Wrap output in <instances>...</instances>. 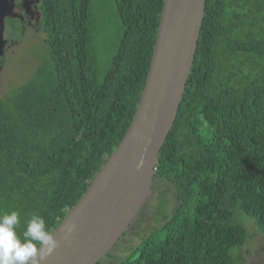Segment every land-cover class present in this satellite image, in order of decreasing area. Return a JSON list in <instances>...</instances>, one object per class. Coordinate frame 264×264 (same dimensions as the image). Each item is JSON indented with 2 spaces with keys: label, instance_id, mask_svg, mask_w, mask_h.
Returning a JSON list of instances; mask_svg holds the SVG:
<instances>
[{
  "label": "trees",
  "instance_id": "trees-1",
  "mask_svg": "<svg viewBox=\"0 0 264 264\" xmlns=\"http://www.w3.org/2000/svg\"><path fill=\"white\" fill-rule=\"evenodd\" d=\"M163 2L113 0L119 36L100 72L91 0H37L45 58L0 97V213L19 212V234L32 215L52 232L121 141ZM157 178L175 192L170 214L127 254L113 259L114 244L95 264H237L243 214L264 238V0L205 1L152 188Z\"/></svg>",
  "mask_w": 264,
  "mask_h": 264
},
{
  "label": "water",
  "instance_id": "water-1",
  "mask_svg": "<svg viewBox=\"0 0 264 264\" xmlns=\"http://www.w3.org/2000/svg\"><path fill=\"white\" fill-rule=\"evenodd\" d=\"M206 0H164L150 67L133 119L86 192L54 228L44 264H95L121 238L153 185L158 153L192 67ZM11 0H0V53ZM69 226L72 232L66 235Z\"/></svg>",
  "mask_w": 264,
  "mask_h": 264
},
{
  "label": "rangeland",
  "instance_id": "rangeland-1",
  "mask_svg": "<svg viewBox=\"0 0 264 264\" xmlns=\"http://www.w3.org/2000/svg\"><path fill=\"white\" fill-rule=\"evenodd\" d=\"M36 4L37 0H27L23 10H16L20 11L22 15L20 18H13L10 25L5 21L3 34L5 45L0 53V97L9 88L31 78L35 67L45 58L46 45ZM90 14L95 21L98 67L102 72L116 48L120 25L113 0H91ZM15 26H18V30L14 29ZM176 199L170 183L157 178L144 205L128 226L126 234L111 250L114 254L113 259L127 254L143 237L160 226L170 214ZM243 216L246 219L249 237L247 243L234 249H237L235 252L237 264H264V238L253 223V219L246 214Z\"/></svg>",
  "mask_w": 264,
  "mask_h": 264
},
{
  "label": "clouds",
  "instance_id": "clouds-1",
  "mask_svg": "<svg viewBox=\"0 0 264 264\" xmlns=\"http://www.w3.org/2000/svg\"><path fill=\"white\" fill-rule=\"evenodd\" d=\"M21 223L19 212L0 213V264H44L59 246L55 234L49 231L45 219L32 215L25 222L22 234L17 231ZM74 226H69L66 235Z\"/></svg>",
  "mask_w": 264,
  "mask_h": 264
},
{
  "label": "flooded vegetation",
  "instance_id": "flooded-vegetation-1",
  "mask_svg": "<svg viewBox=\"0 0 264 264\" xmlns=\"http://www.w3.org/2000/svg\"><path fill=\"white\" fill-rule=\"evenodd\" d=\"M26 1L27 0H11V2H12V13L13 14H10L8 17H5V21H7L8 20V18H14V17H18V18H20L22 15L19 13L20 11H16V10H23L24 8H23V6H25V4H26ZM16 2L18 3V4H16ZM22 2L24 3V5H22ZM16 8V9H15ZM5 26H6V23H5Z\"/></svg>",
  "mask_w": 264,
  "mask_h": 264
}]
</instances>
